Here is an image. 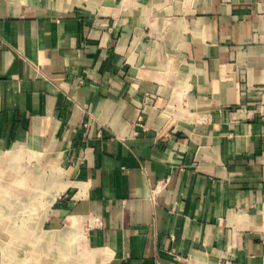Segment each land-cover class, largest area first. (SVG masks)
<instances>
[{
  "label": "crops",
  "instance_id": "obj_1",
  "mask_svg": "<svg viewBox=\"0 0 264 264\" xmlns=\"http://www.w3.org/2000/svg\"><path fill=\"white\" fill-rule=\"evenodd\" d=\"M0 182V264H264V0H0Z\"/></svg>",
  "mask_w": 264,
  "mask_h": 264
},
{
  "label": "bare ground",
  "instance_id": "obj_2",
  "mask_svg": "<svg viewBox=\"0 0 264 264\" xmlns=\"http://www.w3.org/2000/svg\"><path fill=\"white\" fill-rule=\"evenodd\" d=\"M15 159V158H14ZM15 161V160H14ZM17 161V160H16ZM7 164V163H6ZM19 167V166H18ZM8 169V168H7ZM32 169V168H31ZM34 169V168H33ZM26 170V169H25ZM34 172H35V170H34ZM10 173V172H9ZM31 173V172H30ZM5 175V174H4ZM7 175V174H6ZM2 176V175H1ZM13 176V175H12ZM31 176H32V174H31ZM26 177V176H25ZM25 177H24V179H25ZM2 178V177H1ZM2 180V179H1ZM37 181H39L38 179H37ZM41 181V180H40ZM9 182V181H8ZM42 182H43V180H42ZM1 183V182H0ZM20 183V182H19ZM26 183V182H25ZM28 183V182H27ZM6 184V183H5ZM23 184V183H22ZM36 185H37V183H36ZM12 187V186H11ZM52 186H50V188H51ZM21 188H22V186H21ZM49 188V189H50ZM57 188V187H56ZM5 189V188H4ZM60 189V188H59ZM59 189H58V192H59ZM48 190V189H47ZM6 193H7V191H6ZM47 195V194H46ZM45 195V196H46ZM5 199V200H4ZM19 199V198H18ZM46 199V198H45ZM27 200V199H26ZM30 200V199H29ZM0 201L1 202H3V201H7V199H6V197L5 198H0ZM16 202H14V203H10V206L11 207H13V206H17V204H15ZM19 204V203H18ZM48 204V203H47ZM21 207V206H20ZM5 216V215H4ZM2 217V216H1ZM7 218V217H6ZM9 218H7V220H8ZM10 220H11V218H10ZM9 221V220H8ZM12 221V220H11ZM1 223V222H0ZM2 223H3V221H2ZM9 224V223H8ZM0 227H1V224H0ZM7 230V229H6ZM1 234V233H0ZM2 234H4V236H5V239H6V241L7 242H13V241H23V240H27V234L26 233H24L22 230L21 231H18V230H16V231H14V230H12V229H10V230H8V231H6V232H3ZM42 239V238H41ZM67 252V251H66ZM56 254V253H55Z\"/></svg>",
  "mask_w": 264,
  "mask_h": 264
},
{
  "label": "rangeland",
  "instance_id": "obj_3",
  "mask_svg": "<svg viewBox=\"0 0 264 264\" xmlns=\"http://www.w3.org/2000/svg\"><path fill=\"white\" fill-rule=\"evenodd\" d=\"M56 176H57V174H54V179L56 178ZM41 203L43 202L42 200L40 201ZM40 202L39 201H37V203L36 204H34V205H32L33 207L32 208H34V210H36V209H44L45 207H46V205H42V204H40ZM10 203H14L13 201H3V202H1L0 201V209H3V208H5V209H9V210H11V209H14V208H20V206L21 207H24V206H22V203H20V202H16L15 204H17V206H13V207H11L10 206ZM19 203V204H18ZM30 211V210H29ZM29 217L30 216H28V213L26 214V215H24V216H21V217H19L18 219H17V222H19V223H27L28 222V219H29ZM2 219L3 218H0V221H2ZM1 234H2V232H0Z\"/></svg>",
  "mask_w": 264,
  "mask_h": 264
},
{
  "label": "built area",
  "instance_id": "obj_4",
  "mask_svg": "<svg viewBox=\"0 0 264 264\" xmlns=\"http://www.w3.org/2000/svg\"><path fill=\"white\" fill-rule=\"evenodd\" d=\"M241 109H242V105H238L237 107H235L234 110L231 111V113L234 114L235 111H237V110H241Z\"/></svg>",
  "mask_w": 264,
  "mask_h": 264
}]
</instances>
